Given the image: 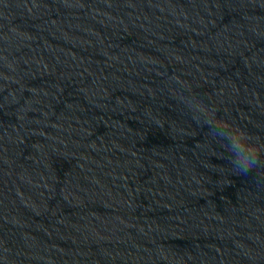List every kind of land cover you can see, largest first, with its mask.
Here are the masks:
<instances>
[{
  "label": "water",
  "instance_id": "95a60500",
  "mask_svg": "<svg viewBox=\"0 0 264 264\" xmlns=\"http://www.w3.org/2000/svg\"><path fill=\"white\" fill-rule=\"evenodd\" d=\"M215 122L264 146V0H0V264H264Z\"/></svg>",
  "mask_w": 264,
  "mask_h": 264
},
{
  "label": "clouds",
  "instance_id": "9594fccd",
  "mask_svg": "<svg viewBox=\"0 0 264 264\" xmlns=\"http://www.w3.org/2000/svg\"><path fill=\"white\" fill-rule=\"evenodd\" d=\"M205 125L212 137L227 145L231 157L229 163L237 175H253L254 179L264 182V176L258 175L264 171V146L243 129L219 122Z\"/></svg>",
  "mask_w": 264,
  "mask_h": 264
}]
</instances>
